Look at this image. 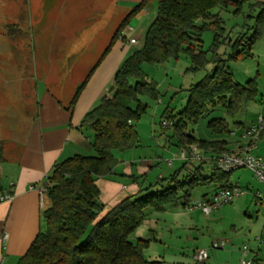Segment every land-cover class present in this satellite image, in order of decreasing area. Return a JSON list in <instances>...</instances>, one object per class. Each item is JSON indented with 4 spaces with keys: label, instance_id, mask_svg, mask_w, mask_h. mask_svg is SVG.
<instances>
[{
    "label": "trees",
    "instance_id": "1",
    "mask_svg": "<svg viewBox=\"0 0 264 264\" xmlns=\"http://www.w3.org/2000/svg\"><path fill=\"white\" fill-rule=\"evenodd\" d=\"M149 0H141L130 9L116 26L99 60L109 51L114 40L128 24L129 19ZM157 12L147 27L142 45L134 49L115 71L109 87V96L87 111L81 125L92 131L89 144L93 155L73 154L55 162L47 174V197L49 205L42 210L43 227L16 264H163L162 260L145 257L143 251L150 239H129V235L147 217V210L163 211L168 204L186 207L193 190L204 184H217L218 188L230 187L229 173L213 168L211 157L200 160L196 166H187L190 159L167 176L140 186L102 213L104 204L99 200L96 179L108 176L117 159L113 150L123 151L138 145V133L134 120L139 118L145 105L131 102L137 95L146 94L157 98L158 91L153 81L145 78L143 63H158L177 57L180 51L187 53L194 69L212 62L213 66L198 82L188 87L185 105L170 120L173 135L179 146L195 145L203 152L214 154L229 151L224 139H203L187 131L209 111V107L220 105L225 113L233 117L241 107L255 99V81L244 84L235 82L225 61L241 55H250L255 41L264 35V0H154ZM216 9V11L214 10ZM232 9V14L247 12L252 21L235 40L228 39L230 53L223 59L216 50L226 38L222 10ZM211 30L213 42L206 52L201 49L203 31ZM10 30L8 29V32ZM222 39V40H221ZM225 43V42H224ZM90 70L78 83L66 106L72 108L84 88ZM170 119V110H165ZM264 116V114H262ZM214 134L228 132L223 117H213L207 122ZM264 134L261 131L260 136ZM3 144L0 142V159ZM209 162L205 170L202 164Z\"/></svg>",
    "mask_w": 264,
    "mask_h": 264
},
{
    "label": "rangeland",
    "instance_id": "2",
    "mask_svg": "<svg viewBox=\"0 0 264 264\" xmlns=\"http://www.w3.org/2000/svg\"><path fill=\"white\" fill-rule=\"evenodd\" d=\"M41 2L47 7L49 6L47 11L50 12V15L53 8L50 6L51 0H0V22H4L6 19L18 21L20 17L24 16L25 22L21 27H25L24 40L30 44L22 54L23 56L16 54V49L12 47L11 61L10 63L6 62L9 65L5 78L8 82L6 115L32 114L35 110L36 85L40 88L42 82L40 70L46 69L50 65L48 63L51 58L54 59L52 56L43 55L45 41L38 39L36 33L37 27L43 25L41 23L43 7L41 8L39 4ZM105 3H108V13H113V19L106 24V28L101 30V36L107 33L109 38L122 14L126 12L120 13L122 9L118 7L113 9L114 0H57L54 2V13L57 4H59L60 29L59 36L56 35L54 46L49 49V53H55L58 49H62L64 37L72 35L73 32L84 33L87 18L97 14L98 12L95 10L103 8ZM214 10L216 11V9ZM231 11L232 9L219 12L225 21L226 33L224 36L226 38L218 46L216 52L223 59L228 58L230 53L226 44L228 39L235 40L252 25V21H249L245 16L247 12L234 15ZM48 19L47 16L46 23ZM143 36L144 32L138 38L136 48L142 45ZM212 42L213 33L211 30L203 31L201 49L206 52ZM79 44L81 42L76 45ZM33 49L35 50L33 51ZM249 52L250 55L247 56L241 55L237 58L227 59L225 66L229 68L235 82L244 84L248 79L255 81L257 88L255 99L245 103L233 117L225 113L224 108L220 105L209 107V111L197 122L188 125L187 131L198 138L224 139L227 141V147L234 149L236 142L242 140L241 135L250 124L257 122L260 114H264V35L255 41ZM210 53L206 52L207 59L210 58ZM79 60L76 62V71L68 74L65 79L61 77L56 88V96L63 103L71 99L76 83H80L87 74L86 71L82 72L83 67L85 70L88 68L86 60L82 57ZM212 66L213 63L208 62L204 67L192 68L191 58L184 51H180L177 57H170L163 62L142 64L141 68L145 78L154 82L158 96L154 98L146 94H139L137 95L138 101L131 102L132 107H136L137 103L145 105L143 112L139 113V118L134 120V126L138 133V145L120 152L113 150V155H120L124 161L135 160L136 163L144 159L158 160L151 167V172L145 179L147 184L154 182L159 173L167 176L173 171L167 166V160L173 159L176 166L180 165V160L174 159L173 156L174 153L178 154L180 151L178 141L172 132L173 128L170 124L165 127L161 126V121L166 120L170 123V120L174 119V116L186 103L188 87L198 82L210 71ZM52 77L55 79V72ZM75 79L76 81L72 82ZM50 85L53 84L50 83ZM25 101L28 103L27 105H25ZM165 110H170V119L166 118ZM213 117H223L227 123L228 132L212 133L207 122ZM90 133L91 130L86 128L84 136H90ZM245 142L246 140L243 139L241 145ZM258 144H260V148H264V135L259 137ZM83 147L82 152L84 153L81 154L93 155V149L86 139ZM230 149L229 151H233ZM261 158L264 159V157ZM199 163L200 160L192 159L189 160L188 165L196 166ZM204 170L207 174V168ZM228 183L243 190L244 193L214 209L208 215H204L199 209L188 211L180 205L181 199L176 206L175 204L169 205L171 208L173 207L174 212H170V210L156 212L148 209L146 219L129 235V239L131 241H135L137 238L150 239L148 246L143 251L145 257L162 260L163 264H235L240 249L244 245L253 248L256 244L255 236L264 234V206L258 205L254 198V193L262 188V184L254 177L249 168L240 167L230 171ZM216 186L217 184L197 186L192 192L191 200L199 199L202 193L212 192ZM212 241H224L226 245L223 248H211ZM197 249L209 250L208 258L203 263H196L192 259V253Z\"/></svg>",
    "mask_w": 264,
    "mask_h": 264
},
{
    "label": "crops",
    "instance_id": "3",
    "mask_svg": "<svg viewBox=\"0 0 264 264\" xmlns=\"http://www.w3.org/2000/svg\"><path fill=\"white\" fill-rule=\"evenodd\" d=\"M140 1L114 0L112 8L122 9L120 13L126 11L123 12L122 19ZM54 2L57 0H51L50 6L53 8L50 15V12L47 11L49 6L47 7L42 2L39 3L40 7H43L41 18L43 25L37 27L36 33L38 39L45 41L43 55L52 56L54 59L51 58L48 63L50 65L46 69L40 70L42 82L40 88L36 85L35 110L31 115H6L5 113L8 98V82L5 78L9 68L6 62L10 63L11 61V48L16 49V54L23 56L22 54L30 45L24 40L25 27H21L25 22V17H20L18 21L6 19L4 22H0V142L3 144L2 158L0 159V195L7 192L13 193V198L10 201H0V264H16L18 258L25 253L36 234L43 227L42 210L49 205V199L47 196L44 197V206H41L37 190L30 189L29 185L43 183L44 176L50 174L55 162L73 154L84 153L82 151L85 139L89 142L92 136V131L90 136H84L86 128H89L86 125H81L84 114L96 106L102 97L110 95L109 87L115 71L125 57L137 49L138 38L143 32L145 33L157 12V3L154 0L147 1L129 19L128 24L114 40L109 51L99 60L112 36L108 38L107 33L101 36V30L106 28V24L113 19V13H108V3H105L103 8L96 9L97 14L87 18L84 33L73 32L72 35L64 37L62 49H58L55 53H49V49L54 46L56 35L59 36L60 29L59 4H57L54 13ZM47 16L49 19L46 23ZM26 29L28 28L26 27ZM131 38H134L136 42L130 43ZM78 42L81 44L76 45ZM81 57L86 60V67H88L87 70L83 67L82 72L88 73L90 70L92 72L74 106L67 109L69 101L63 103L56 96V88L61 77L65 79L68 74L76 71V62H79ZM54 72L56 73L55 79L52 77ZM74 81L76 79L72 82ZM50 83L53 85L51 86ZM27 104L25 101V105ZM241 139L246 140L244 133L241 135ZM242 140L236 142L234 149L241 145ZM182 147L184 146H179L180 149ZM198 151L204 153L206 159L214 154L210 151L203 152L199 149ZM262 151L264 148H260V144H257L251 152L264 157ZM178 154L174 153L173 156L174 159L180 160L179 166L173 163V159L167 160V166L173 171L183 163V159ZM114 157L117 159V164L112 172L95 181L99 188V200L104 204L102 213L123 198L135 194L140 186H145L147 184L145 179L151 172V167L158 162L155 159H144L136 163L135 160L124 161L120 155ZM187 166L189 167L188 164ZM202 167L209 170L211 164L207 162L202 164ZM160 176L163 174L159 173L158 177ZM218 187L219 185L210 193H202L199 199L209 197ZM177 204L178 202L175 203V206ZM169 205L165 206L164 212L167 210L174 212L173 207L171 208ZM258 205L264 206L259 203ZM255 242L253 248L247 247V252L240 249L235 264H240V260L243 258H252V264H264V245H259L256 240ZM225 245L224 242V245L218 248H223ZM193 261L196 262L194 259Z\"/></svg>",
    "mask_w": 264,
    "mask_h": 264
},
{
    "label": "built area",
    "instance_id": "4",
    "mask_svg": "<svg viewBox=\"0 0 264 264\" xmlns=\"http://www.w3.org/2000/svg\"><path fill=\"white\" fill-rule=\"evenodd\" d=\"M130 43H135L136 40L131 38ZM170 123L166 120L161 121V126H168ZM264 130V116L260 114L257 122L250 124L245 130L244 137L246 142L233 151H223L213 154L211 157L213 168L228 172L240 167L249 168L254 177L262 184V188L254 193V198L257 203L264 204V159L258 155H254L251 151L258 144L261 131ZM178 156L183 159H204L205 156L198 151L195 145H187L182 147ZM47 175L44 176V182L38 185L31 184L29 188H35L38 192L41 206H44V197L47 196ZM244 192L236 186L218 188L209 197L197 200H191L185 207L188 211L199 209L204 215H208L219 206L230 202L234 197L242 195ZM13 198L12 192H7L0 195V201H10ZM45 208V207H44ZM255 240L259 245H264V234L255 236ZM224 245V241H213L210 244L211 248H218ZM244 252L248 251L247 246H243ZM193 259L197 263H202L208 258V249H197L192 253ZM252 258H243L240 264H252Z\"/></svg>",
    "mask_w": 264,
    "mask_h": 264
}]
</instances>
